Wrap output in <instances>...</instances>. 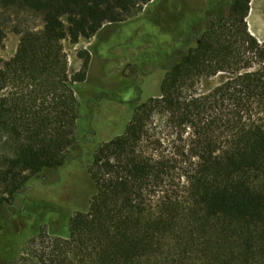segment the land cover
I'll return each instance as SVG.
<instances>
[{"label":"trees","instance_id":"trees-1","mask_svg":"<svg viewBox=\"0 0 264 264\" xmlns=\"http://www.w3.org/2000/svg\"><path fill=\"white\" fill-rule=\"evenodd\" d=\"M149 1L0 0V11L42 19L22 33L13 58L0 59V93L14 88L0 99V132L18 144L0 171V264H264V42L248 31L250 0H201L192 20L208 21L185 50L188 38L172 41L159 97H115L131 112L128 123L84 151L92 113L80 86L89 58L79 52L81 69L69 75L63 41L96 36ZM217 74L218 85L197 90ZM152 117L181 136L180 151L152 139ZM68 159L85 164V205L71 214L31 200L15 232L1 192L15 197ZM175 168L179 182L168 187ZM48 211L56 217L42 218Z\"/></svg>","mask_w":264,"mask_h":264},{"label":"rangeland","instance_id":"rangeland-1","mask_svg":"<svg viewBox=\"0 0 264 264\" xmlns=\"http://www.w3.org/2000/svg\"><path fill=\"white\" fill-rule=\"evenodd\" d=\"M262 1L264 0H250L247 15L249 21L252 20L253 7L259 8ZM200 4L201 0H150L139 8L135 17L128 21L118 24L106 23L96 36L81 39L75 45L68 40L63 41L69 75L81 69L83 58L78 55L79 52L82 55L85 52L84 55L89 58L87 80L80 86L81 91L87 94L84 102H87L92 113L90 129L87 132L90 140L83 142L85 152L95 144L122 133L128 123L131 112L125 103L115 97L128 96L139 102L151 96L159 97V84L169 63L167 51H171L169 47L174 38L189 39V44H185L186 41L179 44L178 51L185 50L188 45L199 39L201 21L192 19L197 13L196 17H200L202 12ZM206 21L208 20H204L203 27ZM0 25L5 32V38L0 44V59L8 61L16 54L22 33L30 28H41L42 19L29 12L0 11ZM228 30L224 29V33H228ZM190 32L195 35L191 37ZM259 32L257 37L264 42V31ZM177 33L188 34L185 36ZM222 79L219 74L201 79L196 88L200 92L207 91L218 85ZM13 89L9 87L0 93V99ZM77 95H81L80 91H77ZM147 129L149 135L153 136L152 139L163 138L162 150L180 151L183 145L181 136L163 122L152 117L148 121ZM17 153V142L0 132V171L6 168L8 162ZM179 172L180 170L175 168L170 173L167 179L168 187L178 184ZM43 175L44 179L39 177L30 180L17 191L21 193L19 196L24 200V204L31 200L50 202L71 214L85 205L91 192V182L85 164L68 159L57 170L48 171ZM2 188L0 182V191ZM1 195L7 197L9 203L21 207L20 199L11 197L8 191L1 192ZM5 215L8 216L9 213ZM50 217L55 218L56 213L48 211L42 216V218ZM19 221L23 225L26 223L21 215ZM28 223H31L32 227L33 221L30 220ZM54 223L58 226L56 222ZM11 227L16 226L11 223ZM31 236L29 234L25 237V242L19 246L18 255H22L25 247L29 246Z\"/></svg>","mask_w":264,"mask_h":264},{"label":"flooded vegetation","instance_id":"flooded-vegetation-1","mask_svg":"<svg viewBox=\"0 0 264 264\" xmlns=\"http://www.w3.org/2000/svg\"><path fill=\"white\" fill-rule=\"evenodd\" d=\"M208 18L209 17L207 16V17H204L201 20V25H200V28H199V31L198 32H201L202 31V29H203V22H204L205 19H208ZM190 33H191L190 34L191 37L195 35L193 32H190ZM199 34L200 33H198V35ZM105 101H110V99H105ZM97 108H99V106ZM85 137H86L85 138V141H89L90 140V138L88 139V137H87V133H86ZM41 178L44 179V175ZM35 179H37V178H35ZM35 179H33V180H35ZM31 186H33V185L31 184ZM20 194L21 193H19V192L14 193L15 197L20 199V203H21V207L20 208H18V206H16L13 203H7L6 204V209H7L8 213H9V215L7 216V219L10 222H13L14 225L16 226L15 227L16 228L15 229V232H17L19 228H22L23 227V224L19 221V216H20V212H22L24 210L25 204H24V200L22 199V197L19 196ZM10 208H12V210H10Z\"/></svg>","mask_w":264,"mask_h":264},{"label":"crops","instance_id":"crops-1","mask_svg":"<svg viewBox=\"0 0 264 264\" xmlns=\"http://www.w3.org/2000/svg\"><path fill=\"white\" fill-rule=\"evenodd\" d=\"M253 10L252 20L249 21V16L247 17V25L250 33L257 37L259 31L261 33L264 31V1L259 4V8L253 7ZM257 38L259 39V37Z\"/></svg>","mask_w":264,"mask_h":264},{"label":"water","instance_id":"water-1","mask_svg":"<svg viewBox=\"0 0 264 264\" xmlns=\"http://www.w3.org/2000/svg\"><path fill=\"white\" fill-rule=\"evenodd\" d=\"M200 35H198V38H199ZM90 102V101H89ZM79 139H77L76 141H78Z\"/></svg>","mask_w":264,"mask_h":264}]
</instances>
